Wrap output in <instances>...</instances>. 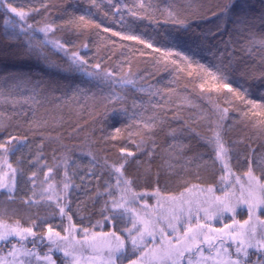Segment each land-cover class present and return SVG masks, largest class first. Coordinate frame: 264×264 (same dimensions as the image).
I'll use <instances>...</instances> for the list:
<instances>
[{
    "label": "trees",
    "instance_id": "obj_1",
    "mask_svg": "<svg viewBox=\"0 0 264 264\" xmlns=\"http://www.w3.org/2000/svg\"><path fill=\"white\" fill-rule=\"evenodd\" d=\"M229 2L5 0V4L31 12L28 24L52 25L55 31L49 34L50 38L78 50L88 61L89 71L100 64L101 70L111 72L114 79L97 81L83 73L67 74L34 60H21L16 54L25 47L23 37L9 42L11 30L6 35L3 25L8 16L0 5V79L4 81L0 85V143L10 142L9 151L0 149V176L8 172L11 179L9 164L16 169L13 192L9 194L7 189L0 188V222H18L22 228L35 222L38 227L33 231L37 236L47 233L49 226L60 234L65 233L67 226L80 231L88 229L89 233L114 231L125 242L120 263L137 261L139 252L133 253L128 236L122 231L132 228L130 220L113 218L108 222L105 216L111 213L101 212L109 200L105 194L106 182L113 185V198L119 196L115 177L104 167L105 159L109 163L118 162L119 149L124 147L136 153L133 140L146 142L144 152L135 157L141 166L131 163L126 166L125 175L134 181L133 189L137 193H148L138 204L131 205L142 216L147 212L146 218L157 216L154 204L159 198L181 194L192 186L226 185L229 190L235 182L234 176H245L246 158L250 155L253 174L264 182V168L256 160L264 157V107L259 106L264 104V88L252 83L253 77L264 73V44L260 42L264 37L261 19L264 0H244L249 19L240 26L219 15ZM169 12L190 26L188 32L171 22ZM225 24L223 35L215 36L195 51L190 50L188 36L192 30L215 31L218 25ZM236 27L241 30L234 31ZM250 34L254 41L250 40ZM130 35L145 43L126 39ZM43 38L42 33L35 34L37 41ZM148 43L153 47L148 48ZM183 56H188L189 61ZM53 59L67 67L61 57ZM221 64L234 67L229 82L238 92L223 88L224 82L214 75L216 66ZM21 72H30L33 81L43 83L34 90L32 84L7 79L9 74ZM239 85L251 88L244 99H241L244 88ZM113 93L125 97L122 105L108 102ZM249 100L255 101L256 106H250ZM113 107L127 108V115L114 116ZM220 108L227 109L223 121H220ZM154 116L164 123L157 122L149 132L142 125L150 123ZM217 123H222L223 139L233 149L230 168L234 176L219 163H212L213 152L205 142ZM116 128L121 129L119 134ZM172 130L178 132L175 138ZM64 183L69 184L66 197ZM215 191L220 193L219 189ZM56 199L71 216V224L66 216L59 214ZM28 200L34 202L25 203ZM145 204L147 209L141 207ZM235 217L245 219L241 210ZM228 222H233L231 214L215 225ZM13 245L21 250L18 253L33 250L30 241L9 237L8 241H0V256L6 257ZM48 247L45 240L35 250L46 253ZM52 255L56 264H61L62 255L54 251ZM257 260L264 264V253L258 250L249 253L247 264H256Z\"/></svg>",
    "mask_w": 264,
    "mask_h": 264
},
{
    "label": "snow or ice",
    "instance_id": "obj_2",
    "mask_svg": "<svg viewBox=\"0 0 264 264\" xmlns=\"http://www.w3.org/2000/svg\"><path fill=\"white\" fill-rule=\"evenodd\" d=\"M95 3V0H92ZM142 3V0H141ZM0 5L5 7L8 18L4 19L3 25L5 28V34H9V30H11V35L9 36V42H16L19 38L23 37V42L25 47L18 52L16 55L21 60H34L37 63H42L45 66H50L60 70L61 72L72 74V73H83L87 77H91L96 79L97 81H111L114 79L113 74L106 70H101L100 64H95L92 66L91 71L88 68V61L79 54L78 50L70 49L67 43L62 42L59 39L50 38L49 34L54 33L55 29L50 24H45L41 26H33L27 23L28 17L31 15V12H25L21 9L13 7L12 4H5V0H0ZM131 11V10H129ZM132 15H136L135 12L131 13ZM169 17L171 18V22L179 25L184 28L185 32H188L189 25L185 24L184 21L177 19L173 13L169 12ZM221 17L226 18L227 21H230L232 24L240 26L246 25L249 19L248 8L245 6L244 0H230L229 3L225 4V7L219 14ZM81 20L84 19L83 16L80 17ZM264 20V17H261ZM99 27V25H98ZM227 28V24L224 27L217 26L216 30H206L203 32H196L192 30L191 34L188 36V40L191 42L190 50L195 51L198 48H201L206 45V42L217 35H223V32ZM234 31H240V27H236L233 29ZM108 31V29H105ZM36 33H42L44 38L43 40L37 41L35 39ZM116 35H120V33H116ZM250 40H255V37L250 34ZM126 39L129 40H138L140 39L138 36L130 35L127 36ZM174 39V38H173ZM261 44H264V37L261 38ZM140 43L144 44L145 41L140 39ZM82 47H87V45H83ZM148 48H152V43L147 44ZM209 53H212V48L209 46ZM180 55V53H177ZM54 56L61 57L67 63V67L59 64ZM185 61H189L188 56H183ZM234 67L231 65H218L216 66L215 76L219 80L223 81V88L228 89L230 92H238V89H233L231 87V83L229 82L231 72L234 71ZM31 73H13L9 74L7 79H11L17 81L21 84H32L33 89H38L39 86L43 83V81H33L31 79ZM3 80L0 79V85L3 84ZM126 84H134V81H125ZM252 83L259 87L264 88V73H261L259 77H253ZM239 88H244L243 85H239ZM79 90V89H78ZM251 88H244V93L241 94V99H244V96L250 94ZM125 101V97L113 93L109 97V103L111 104H123ZM250 106H256L255 101H247ZM260 107H264V104H260ZM135 107V106H133ZM111 112L114 116L119 115H127L128 109L124 107H113ZM220 114V121H223L227 116V109L220 108L218 109ZM150 123L143 124L142 127L151 131L153 128L157 126V122L162 125L164 123L163 119L158 117H151ZM223 125L222 123H217L214 129H210L211 135L206 138V144L211 148L213 152L212 163H219L221 168L227 171L229 174L231 173L230 161L232 159L233 149L227 146V142L223 139L222 135ZM121 131L120 128H116L115 132L119 134ZM178 134L177 130H172L171 135L173 138ZM179 134H183L182 131ZM115 139V137H113ZM6 143H0V149H3L4 152L9 151ZM19 143V141L17 142ZM145 141L143 139L137 143L135 140L132 141V144L136 147L137 152L133 153L128 151L126 147L120 148V160L116 163H109L106 159L104 162V167L110 170V175L114 176L116 179L115 191L119 193L117 198H113V185L110 182H106L107 187L105 190V194L109 196V200L105 201L103 208L101 209L102 213H111V215H106L105 220L111 222L113 218L123 219L127 217L131 224L132 228H125L122 231L128 236L130 247L133 253L139 252V256L141 260L148 259L150 264H173V257L179 259L183 257L185 251H190L191 249L185 246L183 249L180 247H176L172 245L171 240L166 238L164 230L162 228L157 229L155 223L152 219L145 218L147 216V212L145 216H141L139 212L136 211L135 208L131 207L133 204H138L142 197H146L148 193H137L133 189L134 181L129 179L125 175L126 166L135 162L137 167L141 166V162L136 160L135 157L137 153L144 152ZM155 148V142L153 141V150ZM254 152L255 150H251ZM149 157L151 153L147 154ZM199 159L200 157H196ZM248 163V171L245 173V179L247 183H242L240 177L234 176L235 185L234 189H239V194L235 190L231 192H225L224 198L214 197L213 200L216 204V211L223 215L224 213H231L233 218V224L237 226L239 232L233 235L231 232L228 234L229 238L237 243L235 248V255L238 257L237 259L229 258L224 262V264H247L248 260V249H257L261 253H264V235H261L260 238H257V231L255 227L251 229L246 228V226L250 223L253 218V215L257 211H264V182H261L259 177L253 174L252 169V160L253 157L250 155L247 158ZM93 160L95 158L93 157ZM257 164L264 168V157H257ZM206 163V162H205ZM46 166V165H45ZM201 165H198V167ZM9 170L12 173L11 180L9 183H4L3 176H0V188H7L8 193L11 194L15 187V173L16 169L12 168V166L8 165ZM51 171V169H49ZM147 171V170H146ZM7 175V174H4ZM35 173H33V177ZM65 178H67V173H65ZM223 177H221V181H223ZM195 187V186H193ZM69 188L68 183H64L63 189L65 197L67 195V190ZM223 190V188L221 189ZM203 191V190H202ZM206 191L212 192L213 189L209 187ZM99 195V193H98ZM156 195L159 196V190H156ZM50 201L53 200L52 196L48 198ZM169 199H175L174 197ZM34 201L28 200L25 203H33ZM55 206L59 211V214L62 217H67L69 223L71 224V216L65 211L64 207H60L59 199H56ZM68 206L67 204L65 205ZM142 208L147 209V205H141ZM237 207H244L248 213V220H245L243 224H239L235 219L236 209ZM258 219V218H257ZM42 222H44L42 220ZM98 224L100 222H97ZM264 223V222H261ZM38 227V225L33 222L32 225L28 228H22L17 222L16 226H9L3 222H0V241H8L9 237H18L21 242L30 241L33 244V250H23L22 255L34 258L36 264H56V261L52 258L51 253L56 251L58 253H62V262L61 264H79L80 257L77 255L75 251L76 245L79 244L78 241L69 242L68 235L61 236L60 233L55 232L52 226L48 227L47 233L42 236H37V234L33 231V228ZM168 227L173 228V231H176L173 225L169 224ZM228 228V225H225ZM66 232L69 229H65ZM84 236L87 238L89 235L88 229L81 230ZM135 231V234L133 232ZM157 231L159 232V245L153 248H149L148 244H155L157 240ZM222 232L223 230H218ZM264 231V229H262ZM189 233H192V229H188L185 232V239L188 238ZM105 240H114L115 244L108 243L106 247V251L108 253L109 259L105 262V264H116V257L123 256L125 253V242L124 240L116 234V232L105 233L103 234ZM196 234L191 236L193 241L196 240ZM218 238V237H213ZM209 236H203L202 242L210 243V240L213 239ZM93 241L96 240L95 235L92 236ZM47 240L49 245L47 252L43 257L39 255V253L35 250L37 244H43ZM63 242V243H61ZM182 243L180 238H177V244ZM90 247H94V245L90 244ZM219 252V249L217 250ZM227 254V249H224ZM21 252L20 249H17L15 245H13V250L8 253V257H11L12 260L9 262L6 257L0 256V264H17V253ZM229 257L231 254H228ZM31 264V260H30ZM132 264H137L136 261H133ZM190 264V262H189ZM256 264H260V261L257 260Z\"/></svg>",
    "mask_w": 264,
    "mask_h": 264
},
{
    "label": "rangeland",
    "instance_id": "obj_3",
    "mask_svg": "<svg viewBox=\"0 0 264 264\" xmlns=\"http://www.w3.org/2000/svg\"><path fill=\"white\" fill-rule=\"evenodd\" d=\"M4 174V183L7 184L11 179H9L10 177L8 172ZM240 179L242 183H247L245 176ZM234 185L235 182L230 185L232 187L229 190L226 189V185L220 186L219 188L211 187L213 189L212 192L206 191L209 187L192 186L181 194L163 196L157 200L154 205L156 206L158 214L157 216L154 215L148 218L154 221L157 229L162 228L164 230L166 238L171 240L172 245L180 247L181 249L187 246L191 249L190 251H185L183 257H180L179 259L173 257V264H184V262L186 264H189V262L190 264H224V262L229 258L233 260L238 258L235 255L237 243L230 239L228 234L231 232L235 235L239 232V229L233 224V222H228L223 225H215L216 221L221 220L223 217L230 215L231 213H224L223 215L218 213L216 211V204L213 200L214 197H221V199H223L225 192H231L233 190L239 194V189H234ZM222 188L223 190H221ZM215 189H219L220 193L215 191ZM172 197L175 199H169ZM239 210H241V213L244 214L245 219L241 221L235 217V220L239 224H243L245 220H248V213L244 207H237L236 213ZM261 215H264V211H257L253 215L250 223L246 226L248 229H251L252 227L256 228L257 238L264 235V231H262V229H264V223H261L264 222V216L262 217ZM4 223L9 226H16V223ZM169 224L173 225L176 231H173V228L168 227ZM225 225H228L229 227L226 228ZM66 229H69V231H65L64 234L60 235H68L69 242H79V244L75 247V251L80 257L79 264H105V262L109 259L105 246L108 243L115 244V241L105 240L103 234L111 233L113 231L91 232L86 238L83 232L76 227L67 226ZM188 229H192V233H189L188 238L185 239V232ZM218 230L223 231L220 232ZM193 234H196L197 237L195 241L191 239ZM93 235L96 237L95 241L92 239ZM203 236L218 238H213L210 240V243H208L202 242ZM177 238H180L182 243L177 244ZM159 242V232L157 231V240L155 244L149 243L148 247L150 249L156 247L159 245ZM90 244L94 245V247H90ZM218 249L219 252L217 251ZM224 249H227V254ZM256 250L257 249H248V252L251 253ZM38 253L41 257L45 255V253ZM60 254L62 255V253ZM228 254H231V256L229 257ZM119 257L120 256L116 257V264H121V259ZM6 258L9 262H11L12 258L8 257V254L6 255ZM52 258L55 260L53 255ZM30 260L31 264H36L35 259L26 257L22 255V253H17V264H30ZM136 260L137 264H150L148 259L141 260L139 257ZM128 264L132 263L130 262Z\"/></svg>",
    "mask_w": 264,
    "mask_h": 264
}]
</instances>
